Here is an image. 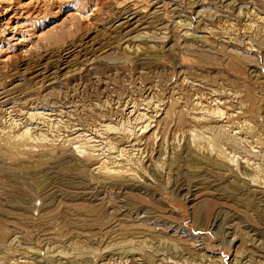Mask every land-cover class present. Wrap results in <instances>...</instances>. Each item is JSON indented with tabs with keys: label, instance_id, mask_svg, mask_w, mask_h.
I'll use <instances>...</instances> for the list:
<instances>
[{
	"label": "rangeland",
	"instance_id": "374dc122",
	"mask_svg": "<svg viewBox=\"0 0 264 264\" xmlns=\"http://www.w3.org/2000/svg\"><path fill=\"white\" fill-rule=\"evenodd\" d=\"M0 264H264V0H0Z\"/></svg>",
	"mask_w": 264,
	"mask_h": 264
}]
</instances>
